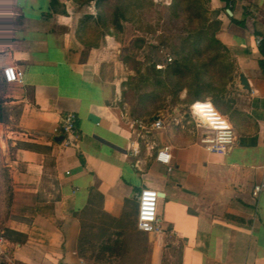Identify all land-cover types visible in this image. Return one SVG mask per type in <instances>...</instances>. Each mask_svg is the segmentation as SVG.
Segmentation results:
<instances>
[{"label":"crops","instance_id":"obj_1","mask_svg":"<svg viewBox=\"0 0 264 264\" xmlns=\"http://www.w3.org/2000/svg\"><path fill=\"white\" fill-rule=\"evenodd\" d=\"M210 1V20L220 23L217 38L236 67L224 94L232 99L231 111L222 116L238 143L226 156L204 150L202 131L182 112L185 105L174 127L148 130L138 157L132 155L134 119L119 90L135 74L119 58L126 34L141 20L126 26L122 42L107 37L95 50L77 35L82 22L97 17L93 2L85 7L59 0L67 15L54 16L51 0H32L35 21L13 15L28 28L45 21L55 30L12 35L9 41L29 43L27 54L0 51V72L17 67L23 77L4 96L0 125L2 162L13 190L0 264H97L85 256L95 246L87 238L96 234L97 240L103 237L101 249H116L121 244L115 236L123 233L144 240L146 264H264V192L253 196L264 178V0H234L233 13L220 0ZM24 4L16 1L18 9ZM118 77L124 78L114 83ZM187 94L180 95L181 103ZM67 115L77 119L70 149L63 147L61 133ZM166 147L172 155L169 168L156 161ZM147 189L159 194L161 234L137 230L135 198ZM82 239L88 248L80 246ZM135 241L127 245L131 253Z\"/></svg>","mask_w":264,"mask_h":264},{"label":"trees","instance_id":"obj_2","mask_svg":"<svg viewBox=\"0 0 264 264\" xmlns=\"http://www.w3.org/2000/svg\"><path fill=\"white\" fill-rule=\"evenodd\" d=\"M67 1L80 6L95 3L97 20L92 21L87 18L80 24L77 34L78 40L84 47L95 50L100 49L107 37L122 42L126 26L139 22L142 16L156 11L158 4L156 0ZM220 1L225 5L227 12L233 13L234 0ZM210 2V0H173L171 5L166 6L170 16H167L166 21L161 18V21L176 24L180 20L181 28L176 27V31L172 29V34L178 33L180 29L181 36L176 39L179 40L182 49L180 52H175L177 59L171 60L165 70H161L164 66L150 63L147 73L141 75L132 65L142 67V64L129 58L123 61V64L127 68L130 67V71L135 74V77L130 78L119 90L121 103L129 106L132 119L147 122L149 125L154 124L159 117V112L163 110L166 96L180 105H185L189 111L195 103H204L208 98L212 100L219 96L223 97L227 85L233 83L236 72L235 63L217 38L220 23L210 20ZM50 11L54 16L67 15L59 0H51ZM137 45L139 49L144 47L142 42H137ZM261 45V54L264 56V43ZM147 48L149 53L155 52L156 48L160 49L157 45L150 44ZM0 86L6 94L1 72ZM184 91H187L188 96L186 102L181 103L180 95ZM3 93L0 96V125L5 123L3 110L5 94ZM12 203L13 190L10 175L3 165L0 152V237H3L2 229L10 219ZM80 242L81 247L87 248L89 243L86 239ZM114 251L115 249L106 247L101 253ZM94 261L99 264L97 257Z\"/></svg>","mask_w":264,"mask_h":264},{"label":"rangeland","instance_id":"obj_3","mask_svg":"<svg viewBox=\"0 0 264 264\" xmlns=\"http://www.w3.org/2000/svg\"><path fill=\"white\" fill-rule=\"evenodd\" d=\"M16 1L18 0H0V51H4V49H7L6 44L9 42L10 37L14 35L7 28L9 19L13 15H15L18 12L19 14L31 16L30 19H32L33 21H35L37 18V14L34 13L37 10V8L31 5L32 0H20L27 4L26 5L24 4L19 9L16 7L17 6ZM156 1L158 3L156 11L142 16L141 21H140L142 23H140V26L135 25L129 29V34H126L127 37H125L123 40V43H124L122 44L123 49L122 51H120L122 53L119 58L120 62L121 60L122 62L125 60V58H123L124 56H129L132 58H136L137 60L135 61L139 62L140 65L142 64V67L136 66L134 64L132 65L135 67L136 70H139L141 75H145L147 73L150 63L159 64V66H162V67L164 66L163 68H161V70H165V67L169 64L167 57H169L171 60L173 59L176 60L177 57L175 56V52H180V49H182V46L179 45V40L176 39V38H180L181 36L180 29L178 30V33L175 32L174 35L172 34V29L173 31H176L175 30L176 27L181 28L180 20H178L176 24L175 23L167 24V22L163 23L161 21V18H163L166 21L167 16H170L168 14L166 6L171 5L173 3V0H156ZM88 6H90V4L85 5V7H88ZM209 10H210V5H209ZM210 15L212 14L210 13ZM95 19L97 20V17L94 18V21ZM136 38H138V40ZM139 41H144L145 46L141 49H139L137 45V42ZM135 44H136V47H135ZM149 44L155 45V46L157 45V47H159L160 49L156 48L155 52H150L151 53L150 54L149 49L147 48V45ZM114 61L116 64L118 63L117 55L115 56ZM122 65L124 66V64ZM110 66L117 69V66H115L114 64ZM118 67L121 70V72L124 73V70L122 69V66L120 64H118ZM128 69H130V67ZM1 74L3 75V70H1ZM121 78H124V77H118L114 79V83H119L121 81ZM8 90L10 89H6V92ZM3 91L4 90L0 86V96H2ZM4 94H5V91L3 95ZM226 96L227 95H224L223 97L219 96L217 97V99L209 100L210 101L209 103L211 104V106L220 115H222L223 111L227 113H230L231 111L230 110L231 107L228 106V102H230V100L232 99L230 98L227 99L228 97ZM182 109H183L182 112L187 114V119L190 120V118L188 117L189 111H187L185 108H182ZM177 113L180 114V104L172 100L171 97L166 96L165 102L163 104V110L159 112V117L157 118L156 121L161 122L162 127L164 124H166V126H171L172 128L177 124V119H176V117L178 116ZM142 121H146V120H142ZM145 123L148 126L151 125V124L149 125V123L147 122ZM190 126H193V123H191ZM199 141H201V138L199 139ZM125 226H131L132 230L136 227V225L133 226L132 224H125ZM97 234H100V233H97ZM123 235L124 237H122ZM105 236H108V235H105ZM115 237H116L115 242H119L121 244V247L115 249L114 252H107V253L102 254L101 253L102 249L100 247V244H101L103 237H101L100 240H97L96 234L90 235L87 239L89 240L90 238L91 242L95 244L96 247L93 246L87 250L85 254V256L87 257V260L89 261L91 259L94 260V258L97 257L99 264H146L147 262L146 257H145L146 255L143 253V245L145 242L142 238L136 237L134 236V234H127V233L126 234L123 233L119 235L118 238L117 236ZM135 239H136L135 242L137 245V250L133 249V252L131 253L128 251L127 245H129V243H133ZM123 246L125 248H123ZM126 251L129 252L128 254L129 256L122 258V256L125 255ZM115 257L117 258L116 261L114 260Z\"/></svg>","mask_w":264,"mask_h":264},{"label":"built area","instance_id":"obj_4","mask_svg":"<svg viewBox=\"0 0 264 264\" xmlns=\"http://www.w3.org/2000/svg\"><path fill=\"white\" fill-rule=\"evenodd\" d=\"M7 28L14 35L22 34L28 29L45 35L52 34L55 30L51 23L45 21L37 22L28 28L24 20L18 16H12L9 19ZM7 48L11 54H27L30 51L29 43L20 39L9 41ZM167 60L169 63L171 62L169 57ZM3 79L6 89H11L21 85L23 77L17 67H8L3 68ZM189 117L191 122L195 123L197 128L202 131L200 144L208 154L226 156L232 153L237 145L236 134L229 121L217 113L209 102L193 104L189 108ZM76 124L77 119L73 115H67L63 118L61 133L64 137L63 147L66 149L72 148L73 142L77 139ZM132 127L134 128V139L130 148L134 158H137L140 142L145 140L148 130H161L163 127L159 121L150 127L138 120L133 121ZM156 161L158 164L169 168L172 162L170 149L166 147L159 152ZM263 192L264 178L255 186L253 196L257 198ZM135 201L138 205L137 230L146 235L161 234L163 231L158 217L159 194L148 189L143 190L136 196ZM6 246L7 242L3 237H0V257ZM78 264L87 263L80 261Z\"/></svg>","mask_w":264,"mask_h":264},{"label":"water","instance_id":"obj_5","mask_svg":"<svg viewBox=\"0 0 264 264\" xmlns=\"http://www.w3.org/2000/svg\"><path fill=\"white\" fill-rule=\"evenodd\" d=\"M228 14L230 15V13ZM240 84L244 88V90L249 91V88L243 78L240 79Z\"/></svg>","mask_w":264,"mask_h":264}]
</instances>
